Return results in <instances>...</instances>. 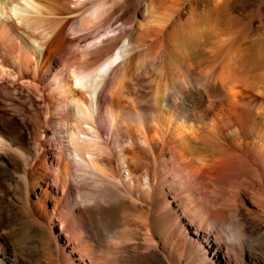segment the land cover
I'll list each match as a JSON object with an SVG mask.
<instances>
[{
    "label": "bare ground",
    "instance_id": "obj_1",
    "mask_svg": "<svg viewBox=\"0 0 264 264\" xmlns=\"http://www.w3.org/2000/svg\"><path fill=\"white\" fill-rule=\"evenodd\" d=\"M24 1L0 8V89L41 130L25 190L58 255L112 263L84 204L108 192L132 203L174 193L199 229L221 234L244 192L264 216V38L237 25L227 0H146L144 22L113 36L122 0ZM147 64L139 97L130 85Z\"/></svg>",
    "mask_w": 264,
    "mask_h": 264
},
{
    "label": "rangeland",
    "instance_id": "obj_2",
    "mask_svg": "<svg viewBox=\"0 0 264 264\" xmlns=\"http://www.w3.org/2000/svg\"><path fill=\"white\" fill-rule=\"evenodd\" d=\"M195 1L194 5L200 6L211 0ZM0 2V8L6 6L11 15L14 5L17 11L28 6L24 0ZM121 2L123 7L118 6L112 11L114 23L111 28H115L110 33L112 36L126 29L129 32V25L136 21L144 22L142 15L144 10L146 13V0ZM184 2L183 15L187 16L189 6L187 1ZM226 2L238 26L245 25L243 28L250 31V35L264 38V0ZM63 16L67 14L56 15ZM12 19L16 25H21L15 16ZM121 20L125 21L123 26ZM38 42L34 41L33 45L39 48ZM157 63L159 59L155 60ZM149 66L143 67L130 85L131 91L139 97L148 94L145 74L151 73ZM10 97L0 89V264H79L80 257L73 255L71 259L74 261H71L58 255L42 226V218L28 199L25 157L34 153V142L41 130H36L32 110ZM105 196L96 203L84 204L91 216L90 229L97 253L111 259V264H264V216L258 217L255 213L258 207L252 199V192H244L245 205L238 204L237 213L228 219L227 233L222 234L213 232L211 227L199 229L196 222L188 219L189 214L185 215L178 207L174 193L160 197V194L153 196L148 190L135 203L120 193L108 192ZM162 198L171 203L172 210L162 209L165 203ZM246 205H253L254 210L247 211Z\"/></svg>",
    "mask_w": 264,
    "mask_h": 264
}]
</instances>
